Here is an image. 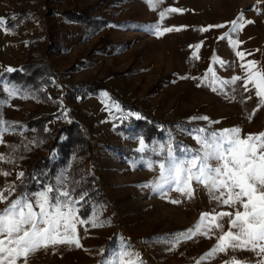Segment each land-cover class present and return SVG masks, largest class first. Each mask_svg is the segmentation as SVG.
Segmentation results:
<instances>
[{"label": "rangeland", "instance_id": "rangeland-1", "mask_svg": "<svg viewBox=\"0 0 264 264\" xmlns=\"http://www.w3.org/2000/svg\"><path fill=\"white\" fill-rule=\"evenodd\" d=\"M169 7L183 12L168 13L161 20L160 12ZM50 9L75 11L107 25L86 27ZM241 15L242 29L231 33V22ZM0 19L5 21L0 26V156L4 157L0 190L15 187L10 196L4 192L8 203L24 193L26 172L47 156L50 147L36 130L26 127L27 122L44 114L60 115L46 126L47 132H54L71 112L88 130L93 147L91 154L73 157L54 180L55 188H66L79 201L74 207L78 220L84 221L76 225L81 247L41 248L28 264H112L120 258L124 264H225L232 258L254 264L255 253L240 250L202 260L215 246L216 236L193 232L190 239L172 246L169 241L193 229L203 213L232 209L218 204L195 182L190 199L175 191L162 197L150 187L159 177V168L150 170L141 160L163 157L151 152L142 156L136 149L142 137L150 147L171 143L198 152L201 146L189 130L199 128L219 132L238 127L242 138L264 132V106L255 89L249 85L250 91L245 92L240 80L225 85L223 92L214 91L208 72L212 68L217 80L231 81L244 76L241 65L247 61L255 60L264 68V0H163L159 4L155 0H0ZM18 19L13 28H6ZM157 24L181 30L157 37L151 31ZM52 25L53 39L48 30ZM212 25L225 27L209 28ZM240 51L246 54L243 61L237 56ZM30 54L48 60L58 73L45 87L49 103L30 86L4 76L11 73L9 67L12 72L21 69ZM76 83L109 86L129 108L106 91L87 99L71 96ZM11 89L15 95L9 94ZM136 106L157 121L161 138L146 141L145 129L133 123L146 119L130 108ZM23 142L26 150L18 156ZM9 158L13 162H7ZM73 168L85 173L86 182L88 174L95 176L107 197L106 203L92 205L86 220L79 215L85 197L76 195L81 180L72 175ZM20 172L24 175L17 179ZM171 199L181 203L174 205ZM5 207L7 203H0V211ZM227 219L222 221L225 230Z\"/></svg>", "mask_w": 264, "mask_h": 264}, {"label": "snow or ice", "instance_id": "snow-or-ice-1", "mask_svg": "<svg viewBox=\"0 0 264 264\" xmlns=\"http://www.w3.org/2000/svg\"><path fill=\"white\" fill-rule=\"evenodd\" d=\"M155 2L159 4L163 0ZM182 12L183 9L169 7L160 12V19L163 20L168 13ZM4 23L5 21L0 19V26ZM231 23V33L238 32L243 27V15ZM222 27L225 25L209 26ZM180 30L175 27H161L159 24L152 26L151 29L157 37ZM239 43L240 41H235L236 45ZM195 47L198 51L200 46ZM245 55L243 51L237 52L242 61ZM193 58L199 57L194 54ZM218 63L223 65L224 62ZM241 67L244 76H235L231 81L217 80L214 70L209 68L208 72L211 73L209 86L214 91L223 92L225 85L243 80V90L250 91L251 85L255 89V96L259 98V104L264 106V68L255 60L243 63ZM7 71L12 72L13 69L9 67ZM9 94L15 95V90L11 89ZM192 119L195 120L197 117ZM2 135L3 130L0 129V136ZM189 135L201 146L200 151L196 152L182 145L174 146L171 143L150 147L142 137L139 139V147L136 149L138 153L143 156L151 152L163 157L159 161L141 160V163H145L150 170L153 167L160 170L157 181L150 187L162 197H166L169 191H175L190 199L194 193L195 182L207 189L211 198L218 204L232 210L203 213L193 229H189L187 233L176 234L169 243L175 246L181 240L190 239L193 232L207 238L216 236L215 246L202 260L214 258L217 254L227 253L229 250H240L255 253L254 264H264V132L248 134L242 138L238 127L219 132H207L206 129L199 128L189 130ZM0 160H4V157L0 156ZM7 162L13 161L9 158ZM133 164L135 165V161ZM2 174L7 176L10 173ZM23 175V172L18 173L17 179H21ZM5 191H8L9 196L12 195L15 192L14 185L11 189L0 190V203H7V207L0 211V264L18 262L28 264L30 256L37 250L58 244L81 247L76 225L84 221L78 220L77 209L74 207L79 201L74 199L66 188L47 185L38 193H23L10 203L8 196L4 194ZM82 198L83 194L80 199ZM169 202L174 205L181 203L178 199H171ZM225 217L228 218L227 230L222 223ZM112 264H124V260L120 258ZM197 264L201 262L198 261ZM225 264L253 262L232 258L225 261Z\"/></svg>", "mask_w": 264, "mask_h": 264}, {"label": "trees", "instance_id": "trees-1", "mask_svg": "<svg viewBox=\"0 0 264 264\" xmlns=\"http://www.w3.org/2000/svg\"><path fill=\"white\" fill-rule=\"evenodd\" d=\"M49 12L61 14L72 22L80 23L86 27H95L100 29L106 26L107 22H100L97 20H90L82 14H77L75 11H65L59 13L56 9H50ZM18 21H13L6 28H13ZM49 25V23H47ZM53 26H48L50 36L53 39L54 34ZM52 27V28H51ZM52 41V40H51ZM11 81L16 83H24L30 86L36 92L43 102H51L50 96L45 89L46 86L52 84V79L58 77V73L54 70L50 62L39 55L30 54L27 62L21 69L11 73H5ZM106 91L111 97L120 102L125 108H129L123 103L116 95V92L111 87L99 84L89 83H76L72 86L71 96L81 95L83 99L89 96H96L100 92ZM134 112L140 113L146 117L143 121H133L139 128L145 129V139L150 143L155 137L161 138L163 131L159 130L157 121L145 115L143 109L139 106L130 107ZM60 115L57 114H44L39 118L33 119L26 123V127L30 130H36V134L41 140L47 141L50 144L47 156L43 157L26 172L22 188L24 193H36L41 191L47 185L55 187L54 180L59 175L60 171L65 168L70 160L83 153H92V139L90 138L88 130L78 122L71 112L67 113V117L63 120L62 125L54 132H47V124L53 122ZM191 116H193L191 114ZM26 142L20 146L19 154L25 152ZM72 175L81 180L80 187L76 195L83 194L85 199L80 204L79 215L82 219L86 220L92 205L99 203H106L107 197L99 185V181L95 176L88 174V182L85 179V173L81 172L78 168L72 169Z\"/></svg>", "mask_w": 264, "mask_h": 264}]
</instances>
